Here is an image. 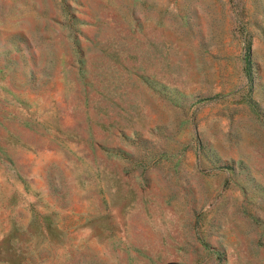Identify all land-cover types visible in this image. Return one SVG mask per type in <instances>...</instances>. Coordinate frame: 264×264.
Masks as SVG:
<instances>
[{
    "label": "rangeland",
    "instance_id": "rangeland-1",
    "mask_svg": "<svg viewBox=\"0 0 264 264\" xmlns=\"http://www.w3.org/2000/svg\"><path fill=\"white\" fill-rule=\"evenodd\" d=\"M0 264H264V0H0Z\"/></svg>",
    "mask_w": 264,
    "mask_h": 264
}]
</instances>
